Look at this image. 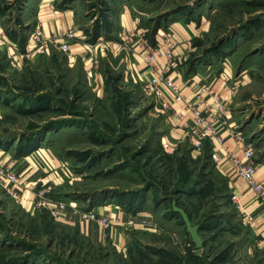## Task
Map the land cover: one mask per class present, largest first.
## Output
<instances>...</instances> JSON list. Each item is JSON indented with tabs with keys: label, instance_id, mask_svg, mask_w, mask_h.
<instances>
[{
	"label": "rangeland",
	"instance_id": "1",
	"mask_svg": "<svg viewBox=\"0 0 264 264\" xmlns=\"http://www.w3.org/2000/svg\"><path fill=\"white\" fill-rule=\"evenodd\" d=\"M57 1L71 3L78 28L93 45L99 36L119 35L122 27L114 21L124 2L149 30L191 20L198 27L185 71L191 68L202 79L229 77L233 119L257 154L264 152V0ZM36 3L0 0V23L28 37ZM99 72L98 92L62 52L16 69L0 64V152L12 162L44 152L53 166L35 154L44 170L36 171L29 188L46 178L54 185L52 200L87 212L91 204L136 199V207L149 208L152 227L128 232L117 250L91 242L47 210L27 211L0 186V264H264L263 245L237 214L225 180L214 174L209 143L198 145V157L189 152L195 147L190 137L170 146L167 115L143 83L108 58ZM174 201L201 226V248L172 210Z\"/></svg>",
	"mask_w": 264,
	"mask_h": 264
},
{
	"label": "crops",
	"instance_id": "2",
	"mask_svg": "<svg viewBox=\"0 0 264 264\" xmlns=\"http://www.w3.org/2000/svg\"><path fill=\"white\" fill-rule=\"evenodd\" d=\"M117 12L114 21L117 28L123 27L127 30L144 29L148 32L152 31V44L155 45L162 42L161 35L163 30H161L158 25L152 27L151 30L142 26L135 16L136 12L129 7L127 3H121ZM76 16L75 9L72 8L71 3H66V1L64 3H59L57 0H37L32 31L36 24L41 25L46 36L56 35L61 31L74 28L76 30L77 39L69 45V51L68 53H65V58L68 64L80 65L82 67L91 86L98 88V92L103 83L100 74L101 72H99V64L105 58H108L113 66H124L129 73L130 78L133 79V81H138L140 83H144L151 76L155 75V71L153 70L154 65L157 66L158 70L165 65L166 58H164L163 55L158 57L154 64H147L144 60L145 57L139 51L138 47H135L132 51L124 48L119 35L115 38L113 37L114 35H107L105 38L99 36L100 38L96 43L94 45L91 44V42H89L90 39L86 38L82 30L78 28L79 22H77ZM200 25L202 26V21ZM197 27L198 26L195 25V23L193 24L191 20L186 21L185 19L184 21L182 20L173 23L172 27L169 28L172 33L171 41L174 42L175 46L173 49V55L178 60V64L170 70L168 77L179 87V98H181V100L178 97L176 99V97L170 92H168V95L173 103L174 109L179 112L185 113L184 102H196L197 95L204 97L206 103L212 105V109L215 110L212 98L207 92L204 93L201 88L204 84L210 86L211 92L218 95L229 107L227 127L225 126L224 128L217 122L215 124L216 129L225 138V146L232 150L242 160V143L230 137L229 129L239 130L242 133L245 129L242 130V126L233 119L230 110V101L231 96L235 91L233 90L234 88L231 86V83L225 80L226 75H220L214 79L213 77L202 79V76H200L199 73L188 75L187 71L184 69L186 58L191 51L192 40L195 37L194 29ZM18 37L19 36L17 35L11 34V32L0 23V64H3L4 62L7 66L16 69L17 67H21L24 62H36L39 56L32 54L33 43L27 37V40L22 47ZM90 46H92V48H90ZM54 51L58 50L52 49L46 56L51 55ZM165 114L167 115V121L170 125L167 136V142H170V146H177L184 140H188L187 138L190 136L186 130L180 126L178 121L172 119L169 113ZM205 116L208 117L209 113H205ZM191 118L192 115L187 113V119L190 120ZM199 145H201V143ZM194 146L195 147H192L189 152L192 157H198L201 155L202 145L198 147V145L194 143ZM213 149L218 153L220 158L217 162H214L211 159L214 174L225 180L230 195H237L240 206L237 214L244 223L250 225L249 227L256 243L261 244L264 247L263 204L253 195V192L248 189L246 183L242 179L237 178V175L231 171L230 165L225 159V150L221 147H215ZM209 151L211 154L212 145L210 144ZM37 152H41L40 155L47 159L44 152ZM39 153H33L26 156L23 159L16 161L15 164V169L22 175V181L25 184L19 190L21 200L19 201V204L29 212L32 211L33 203L35 202L33 193L29 187H31L36 179V171L44 170L43 164L38 162V160H35V156ZM254 159L257 163L255 176L259 181L264 182V152L257 154V151L254 149ZM11 163L12 158L10 155H5V153L0 152V164L8 166ZM47 164L50 168L53 166L48 159ZM57 176L59 177V175ZM57 176L53 178L55 182L58 181ZM45 179L46 178H43V181H45ZM92 209L99 215H105L109 218H117L121 220L122 224H127L126 226L129 224V226L125 229L123 228V225H111L108 228H103L95 221L82 219L77 213H73L69 208L57 220L75 227L79 234L91 240V242L101 245L111 243L117 250H121L126 244L128 232L140 229L143 231L148 230L152 227V222H154L151 218L152 216L149 208L145 206L139 207L136 210H130L129 208H125V206L123 207L122 204H114L94 206Z\"/></svg>",
	"mask_w": 264,
	"mask_h": 264
},
{
	"label": "built area",
	"instance_id": "3",
	"mask_svg": "<svg viewBox=\"0 0 264 264\" xmlns=\"http://www.w3.org/2000/svg\"><path fill=\"white\" fill-rule=\"evenodd\" d=\"M171 34L170 29H163L161 35L162 42L153 45L147 30H127L122 27L119 31V37L122 40L121 43L124 48L132 51L135 47H138L145 57L144 60L147 64H154L156 59L161 55L166 58L165 65L161 69L158 70L157 66L154 65L153 70L155 71V75L143 83L144 92L156 98L157 105L161 111L169 113L172 119L178 121L180 126L192 138V141L194 140L195 144L199 145L201 142L209 141L210 145H212L210 157L214 162L219 161L220 158L213 148L221 147L224 149L225 159L229 163L231 171L237 175V178L242 179L246 183L248 189L253 192V195L264 206V182L259 181L255 176L257 163L254 159L253 143L247 142L244 134L239 130L229 129L230 137L242 143L243 158L241 160L232 150L225 146V138L216 129L215 124L217 122L222 127H227V115L229 112L227 104L218 95L211 92L210 86L204 84L201 86L202 91L204 93L207 92L212 98L215 110L212 109V105L206 103L205 98L201 95L196 96V102H184L185 113L174 109L168 92L177 99V97H180V91L179 87L168 77L170 70L178 64V60L173 55L175 46L174 42L171 41ZM28 39L33 43L32 54L42 56L49 54L52 49H57L64 54L68 53L69 45L77 38L74 28L61 31L56 35L46 36L41 25L36 24ZM225 80L229 82L230 79L229 77H225ZM179 99L181 100V98ZM187 113L192 115L190 120L187 119ZM205 113H209V116L206 117ZM15 164V161L8 166L0 164V186L19 202V190L25 184L22 181V175L16 171ZM53 186L51 183L43 182L42 179H39L32 186L31 190L35 201L33 203L34 210H47L52 218L59 219L69 208L82 219L95 221L101 227L121 225V220L99 215L93 209L86 212L80 210L77 206H73L70 201H55L50 199L48 194L53 191ZM230 201L234 208L239 211L240 206L236 194L230 195Z\"/></svg>",
	"mask_w": 264,
	"mask_h": 264
},
{
	"label": "water",
	"instance_id": "4",
	"mask_svg": "<svg viewBox=\"0 0 264 264\" xmlns=\"http://www.w3.org/2000/svg\"><path fill=\"white\" fill-rule=\"evenodd\" d=\"M172 210H174L175 213L179 214L180 218L183 221V225L185 226V230L189 234L195 248H201L203 245V240L199 234L201 226L199 224L192 223L187 212L183 208H181V206H178L176 201L172 203Z\"/></svg>",
	"mask_w": 264,
	"mask_h": 264
},
{
	"label": "trees",
	"instance_id": "5",
	"mask_svg": "<svg viewBox=\"0 0 264 264\" xmlns=\"http://www.w3.org/2000/svg\"><path fill=\"white\" fill-rule=\"evenodd\" d=\"M11 34H13V35H17V36H19V33L18 32H13V33H11ZM150 37V36H149ZM20 40V42H21V45H22V47H23V45L25 44V42H26V40H27V37H22V36H19L18 37ZM150 41H152V35H151V37H150ZM91 42V41H90ZM153 42V41H152ZM151 42V43H152ZM186 63V62H185ZM185 65V64H184ZM186 71H187V73H188V75H192V73H194V71L195 70H191V68L189 69V68H187L186 69ZM207 143H209V141H207ZM210 144V143H209ZM27 148L28 147H26V150L23 148V149H21V148H19V151H21L20 153H27L28 151H27ZM30 153H31V151H30ZM209 156H210V152H209ZM211 158V157H210ZM229 199H230V197H229ZM119 204H122V206L124 207L125 206V208H129L130 210H132V207H134V209H138L139 207H136V205H138L137 204V202H136V199H119ZM92 205V207L93 206H95L94 204H91ZM90 205V206H91ZM177 205L178 206H180L179 204H178V202H177ZM133 209V210H134ZM184 210L187 212V210L184 208ZM177 214V213H176ZM188 214V213H187ZM179 215V214H178ZM189 215V214H188ZM180 217V216H179ZM190 217V216H189ZM191 219V218H190ZM182 220V219H181ZM182 223H183V221H182Z\"/></svg>",
	"mask_w": 264,
	"mask_h": 264
}]
</instances>
